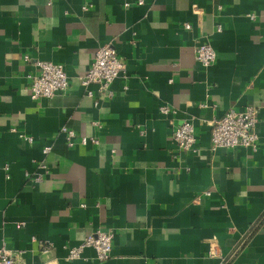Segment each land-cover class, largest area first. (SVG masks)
I'll list each match as a JSON object with an SVG mask.
<instances>
[{"label":"crops","instance_id":"1","mask_svg":"<svg viewBox=\"0 0 264 264\" xmlns=\"http://www.w3.org/2000/svg\"><path fill=\"white\" fill-rule=\"evenodd\" d=\"M138 1L0 0V248L21 264H264V0ZM104 43L125 68L90 97ZM36 60L69 89L32 99ZM248 105L256 149L212 147L209 122ZM186 120L196 151L171 136ZM62 126L98 144L68 146ZM96 231L114 233L108 259L67 258Z\"/></svg>","mask_w":264,"mask_h":264},{"label":"built area","instance_id":"2","mask_svg":"<svg viewBox=\"0 0 264 264\" xmlns=\"http://www.w3.org/2000/svg\"><path fill=\"white\" fill-rule=\"evenodd\" d=\"M139 4L142 0L138 1ZM128 5V3H126ZM253 18V14H249ZM185 28L189 29L190 24L186 23ZM195 59L203 66L211 65L216 59L215 49L207 42L199 43L195 47ZM36 70L30 75V97L32 99L50 98L58 92H65L70 87V80L61 63H55L47 60H36L34 62ZM125 65L119 57L115 47L110 43L100 45L95 53L90 67L81 76L80 82L86 88V95L93 96V91L88 87L96 85L99 92L112 96L110 89L111 82L117 78L123 71ZM161 113H169L171 109L167 106H160ZM258 120V110L253 106H245L242 110L236 111L230 109L220 117H214L210 122V143L212 147H223L232 149L236 147H246L256 149L257 134L255 125ZM60 132L65 135L68 146H73L75 140L82 145L98 144V138L94 136L79 135L75 131L62 126ZM172 138L179 148L188 151H196V133L191 121L186 120L174 127ZM31 141V137H25ZM50 146H44L42 151L47 153ZM6 176L9 177V164L2 165ZM45 168V165H41ZM36 176L35 180H39ZM208 194V193H206ZM114 233L112 231H96L85 237L77 245L67 248V258L74 259L79 257L85 247L94 249L98 261L106 260L111 255L112 240ZM41 250L47 251L51 243L43 241L40 243ZM0 264H21L16 257L9 251L0 248Z\"/></svg>","mask_w":264,"mask_h":264}]
</instances>
